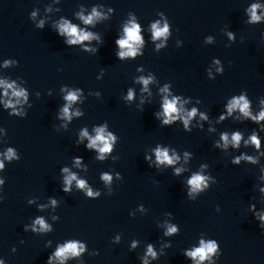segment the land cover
Listing matches in <instances>:
<instances>
[{
  "label": "clouds",
  "instance_id": "obj_1",
  "mask_svg": "<svg viewBox=\"0 0 264 264\" xmlns=\"http://www.w3.org/2000/svg\"><path fill=\"white\" fill-rule=\"evenodd\" d=\"M259 5H252V19L254 21H258L260 19L259 16L255 14V9L258 8ZM99 13L96 12L95 9H93V13L89 17H83L81 16V19L84 21L85 24H90L92 23V20L95 16H98ZM158 23L152 24V36L153 39H157L160 37L165 36L168 33V25L165 24L163 28L158 27ZM140 25L137 23H132L130 27H125L124 32H125V38L123 39H118L116 43L119 45L120 48L122 49H127V51H121L118 55L121 59H123L126 56H132L135 57L137 54V47L136 45H139L143 43L142 37L140 35ZM59 32L60 34H67L69 39L67 40L68 44L74 45L78 43H82L85 40H90L92 38V34L89 32H84L82 30H78L77 26L65 21L59 25ZM151 78L149 79H144L141 77V80L145 87L149 83ZM0 84H3L6 91L5 95H7V89H13L14 85L13 84H8L5 82H0ZM163 91H167L165 88ZM13 95L20 97V96H25V92L23 90L20 91H13ZM133 93L131 90L128 93V99H132ZM65 99L71 104V102H74L77 100V93L76 92H69L68 95L65 97ZM177 99L174 97L173 99L169 100L167 97H165L164 102H163V115L166 117L163 121L165 125L170 124L172 121L177 119L176 115L173 114H178L180 109L177 108ZM11 102L9 101L6 104V107H11ZM239 110L245 117H251L252 120L259 121V120H264V111H261L258 116H251V113L249 111V102L245 98L244 95L239 96L238 98H233L230 103L227 105V112L228 115L230 116L234 110ZM197 110L193 108L190 112L187 113L186 117H181L184 122V126L187 129L188 128V123L189 120L196 115ZM63 116L65 118L71 119L70 113H69V107L65 106L63 109ZM201 117L206 119L203 114H201ZM222 120L224 119V116L221 115L220 117ZM96 136L94 138L89 137L90 143L88 144L87 147L89 148H98L99 152L101 153V159H103V154L108 153L111 151L112 144L110 141H114L116 138L111 134L108 133L107 136H105V129L104 128H98L96 129ZM82 136L87 137L88 133L85 130L82 132ZM241 134L239 132L233 133L231 137V141H229L228 135L227 134H222L221 139L224 141L225 146H227L228 143H232L234 147H238L241 141ZM250 141L256 145L257 148L260 146V141L257 138L256 134L254 133L250 137ZM245 143H248V141H245ZM15 157V152L13 149H8L5 158L11 160L12 158ZM18 158V157H17ZM156 158L159 163H167L169 165L174 163V159L168 155L167 149L161 151L159 148L156 150ZM249 160H251V157H248ZM235 163H239V158H237ZM77 163H79V160H77ZM4 167L3 163L0 162V169ZM65 172H67V169H64ZM176 172L179 173L180 169H176ZM76 179L74 175L68 176L65 179V183L67 185H71L72 180ZM103 179L105 181H110L111 177L107 174L103 176ZM205 177L197 174L194 175L188 183L192 186V191L196 192L197 190L201 189L202 184L204 187L207 185L204 183ZM2 183V181H0ZM77 184L80 188H85V181L83 180H78ZM65 191H68V188L66 187L64 189ZM87 194L89 196H93V192L91 189H88ZM98 195V193H96ZM53 204H55V201H53ZM261 219H264L262 217ZM36 224L40 225L41 230H47L48 225L45 224L43 219H37ZM177 229L175 227H169L168 228V233H173L176 232ZM218 245L215 241H210L208 243H205L203 240L200 241V247L196 248L192 251H189L186 253L187 256L191 257L193 260L199 259V261H204L205 259L209 258L210 254L215 253ZM84 246L80 245L79 251H83ZM149 254H151L153 257H155V253L152 251L151 245L149 246ZM69 254L72 255H78V245L75 242H69L64 246H61L57 249L55 252V256L59 259L64 260L68 257ZM52 257H49V264L51 262Z\"/></svg>",
  "mask_w": 264,
  "mask_h": 264
},
{
  "label": "water",
  "instance_id": "obj_2",
  "mask_svg": "<svg viewBox=\"0 0 264 264\" xmlns=\"http://www.w3.org/2000/svg\"><path fill=\"white\" fill-rule=\"evenodd\" d=\"M0 139V264H47Z\"/></svg>",
  "mask_w": 264,
  "mask_h": 264
}]
</instances>
